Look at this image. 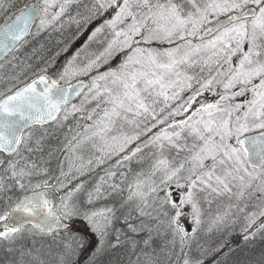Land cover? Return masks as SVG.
<instances>
[{"label":"snow or ice","instance_id":"6c2138e0","mask_svg":"<svg viewBox=\"0 0 264 264\" xmlns=\"http://www.w3.org/2000/svg\"><path fill=\"white\" fill-rule=\"evenodd\" d=\"M73 5L77 11L70 19L77 35L109 10L111 15L62 64L57 58L71 42L36 65L15 55ZM0 13L5 15L0 69L11 66L0 73V244L9 253L19 252L15 264H99L124 233L113 227L119 209L94 205L124 191L126 173H119L117 183L113 169L139 162L145 149L153 157L150 170L128 184L119 208L126 210L128 231L147 232L146 246L153 232L164 231L184 253L182 264H205L216 253L211 264H227L233 250L222 251L223 243L201 247L195 257L184 252L201 225V202L223 196L257 202L260 210L246 216L242 238H264V221L257 224L264 217V0H36L22 6L18 0H0ZM93 42L104 47L93 50ZM117 57L113 66L110 61ZM77 113L92 122L84 138L98 136L104 142L95 166L117 157L88 189L84 182L69 188L72 179L85 175L83 166L76 175L71 165L59 176L50 174L46 134L33 131ZM118 123L138 131L109 139ZM61 189L67 191L57 198ZM134 212L137 219L154 223H131ZM230 216V210L217 215L213 225L235 224ZM189 221L190 230L185 227ZM25 233L51 237L61 249L55 261L43 259L40 248H14ZM171 256L169 250L163 259L150 257L148 264H170Z\"/></svg>","mask_w":264,"mask_h":264},{"label":"rangeland","instance_id":"374dc122","mask_svg":"<svg viewBox=\"0 0 264 264\" xmlns=\"http://www.w3.org/2000/svg\"><path fill=\"white\" fill-rule=\"evenodd\" d=\"M33 1L36 2V0H33ZM85 2H88V0H85ZM76 11H77V6L73 5L64 14V16L61 17L60 20L55 22V25L53 26V28H50L47 31L52 32V33H59L60 31H64L70 28H75L77 25L74 22H72L70 17H74L76 15ZM2 22H5V15L3 13H0V24ZM104 35H107V33H105ZM104 35H102L98 39L103 40ZM37 40H38V36H37ZM103 47H104V44L97 43V42H93V44L91 45V48L93 50H102ZM26 51H19L15 53V55L18 56L20 60L25 61V63H27L26 57L28 55V52ZM17 62L18 61H14V63H17ZM10 71H11V66L8 64H5V67L3 69H0V73H8ZM84 78H87V77H84ZM3 87L4 85L0 84V90H2ZM200 99H203V98H200ZM78 103L79 102H77V104ZM94 106H95L94 104L89 105V108L94 107ZM90 124L91 123H89V120L80 119V114L77 113V114L69 116L67 120L61 121L58 125H56L53 128H50L49 130L36 132L37 134H40L41 132H44L46 134L45 151H44L45 156H47L48 152H51L52 156L56 154L57 152H60L62 154V162H63L62 164L64 165V171H68L69 166L71 165L72 175H76L77 168H80L82 166L85 167L86 169L85 175L88 176L87 180L84 182L86 189L91 188L98 181L100 176L105 175V170L110 168V166L117 159V157L113 156L112 159L106 160L104 164L99 165L98 167L95 166L97 158L102 155L99 149L104 146V142L98 136H94L91 139L84 138L90 135V133L85 132V127ZM133 131H138V129H133L132 126L127 125V124L118 123L117 126L111 132L107 134V136L110 139L112 136H119L121 134H131ZM147 135H151V133H148ZM74 136L76 137L75 140H73ZM141 139L142 140L146 139V136H142ZM69 142H71V145H69ZM140 155L142 156V159L139 162L134 159L126 167H121L119 169H113L117 171L118 173L117 177L115 178L117 183H120L119 173L120 172L126 173V179L123 181V185H122L124 188V191L119 195L114 194L113 196H110L107 200H102V201L97 202V204L94 205V207L110 205V204H107L109 200H112L115 203L119 202L121 199L124 200L127 196L128 184L131 183L134 179H136L139 173L147 174L149 172L153 160L149 164H146V161H150L152 159V155L150 154L148 149H145L144 153ZM89 160L92 161V165H88ZM50 162L51 160H48V166ZM80 178L85 180L84 175L79 176V179ZM141 178H144V177H141ZM75 180L76 179L71 180L69 184V188H71L72 185H74ZM156 180L158 182V177H156ZM50 183L54 185L56 184V180L52 179ZM65 191H67V189H61L59 193L63 195ZM78 197H82L84 199L83 192L79 193ZM174 197H175V193H174ZM245 203H247L246 208L244 207ZM256 205H257L256 201H252V200L237 201L235 198L230 199L227 196L218 197L212 200L211 204L207 203L206 201H202L201 202V208H202L201 225L199 229L197 230L196 237L192 240L190 245L191 246L195 245L198 242L197 239L199 237H202L203 235L207 236L211 234L221 233V232L226 231L230 227V226L228 227L214 226L213 220L215 219L217 215H222L223 213L228 212L230 210V213H231L230 218H235L236 220V218L239 216H243V215L247 216V215H250L252 212L259 211L260 209ZM241 208H244V210L241 211L240 210ZM185 211H187V208L185 209ZM134 214L135 216L137 215V213L135 212ZM136 219L137 218H134V220ZM140 219H137V221H139ZM263 219L264 217H261L258 220H263ZM131 221H133V218ZM148 224H151V223H148ZM185 227L188 228L189 230L191 229L192 224L190 223V221L185 222ZM254 227L251 230H254ZM142 233L143 232H140L137 234V233H132L129 231L127 234H125L126 236L125 240L124 242L121 243V245L125 246V244H127L129 240V237L132 238V240H135L136 237L141 235ZM50 240H51V243H54V244L45 247L43 245H38V243H36L35 241V243L31 244L29 248H33V247L40 248L45 258L53 259L52 253L55 250H52L50 252V248L56 247L57 243L53 241L52 238H50ZM171 241H172V236H171ZM221 243H222L221 241H218L215 243L212 242V244H215V247ZM174 247L180 248L178 243ZM242 247L244 248L245 245ZM0 248H5V246L3 244H0ZM200 248H201V245L198 247V249ZM57 249L59 250L60 248L57 247ZM121 249H122L121 251L123 252L125 248H121ZM167 250L168 252L169 250L173 251L172 245ZM225 250H226V246H224L222 251H225ZM49 252L51 253V255L47 254ZM261 258H262V254L259 252L257 248L253 252H248V253L247 251L241 252L240 250V251H235V252L230 253L229 258L227 260V264H235V262H243V264H259V262L261 261ZM205 262L207 264H211L209 258H207ZM101 264H108L107 258L105 259L102 258Z\"/></svg>","mask_w":264,"mask_h":264},{"label":"bare ground","instance_id":"6f19581e","mask_svg":"<svg viewBox=\"0 0 264 264\" xmlns=\"http://www.w3.org/2000/svg\"><path fill=\"white\" fill-rule=\"evenodd\" d=\"M78 32H71L70 35H68V37H66L65 39L63 38V36L57 35L54 37L53 40L55 41H49V42H45V49L43 50V48L38 47V49H36V51L34 52L33 49H31L30 51H28V56L29 58L31 57V59H36L37 61H35V65L37 63H42L43 61H39L41 60L40 58L45 57V59L48 57L51 53H53V45H60V40H61V46H64V44L66 43H70V46H73L75 49L78 48V40L81 38L80 35H77ZM59 41V43H58ZM51 51V52H50ZM75 51V50H74ZM71 50H68L67 53H62L60 55V57H58L57 59L61 58V57H67L68 55H70ZM30 54V55H29ZM47 58V59H48ZM49 160H51L48 168L50 171V174L52 176L55 175L57 169L59 168V166L63 163L62 162V154L60 152H57L56 154H54ZM153 160V157L152 159ZM150 160V161H151ZM150 161H146V164H149ZM145 168V167H144ZM55 177V176H54ZM122 199L119 202H114L112 200H109V202H107V204H110L112 206H115L117 209H119L117 211V215L119 217V219H117V226H116V230H119L121 232L124 233V235L121 236V242L120 244H118L115 248H107L105 253L99 257V260L102 258H107L108 263L111 262L113 258L117 257V255L115 254V252L118 255H122V257H119L118 259L121 260L119 262V264H148V259L150 257H155V256H159L161 257V259H163L167 253H168V248L171 247L172 243H171V234L161 231L159 233L154 232L152 234V239L149 243V245H145L143 243L144 239L147 237V232L144 231L141 235L137 236L135 240H132V238L129 237V240L127 242V244H125V246L121 245L122 242H124L125 240V234H127L129 231L127 229V225L124 223V219L123 216L126 214V210L125 209H120L119 205L120 203H122ZM127 207V206H126ZM252 208V207H251ZM133 221H130L133 224H139L140 220L137 221L134 220V218L137 217V215L135 216V214L133 213ZM246 216H239L236 218V223L230 225V227L221 233H216V234H211V235H203L202 237H199L197 239V243L193 246H189L186 247L184 252L187 253V255L189 257H195L199 254V249L198 247L201 245V247L204 248H208V249H212L215 247V244H212V242H218L221 241L225 246H226V250H228V248H232V252L235 251H247L248 252H253L256 248L259 250V252L262 254V258H264V238L261 237L260 234H257V236L255 238H253L250 241H244L242 236L243 233L241 231L242 227L246 224ZM143 220H145L146 223H151L153 224V221L150 220L149 218H141ZM260 220H257V224H259ZM254 227V226H253ZM253 229V228H252ZM255 229V227H254ZM164 232V234H163ZM133 241H136L135 244V248H133ZM112 242H115V237L112 236ZM18 245H20V248H29L31 246V242L24 238L21 241H19L17 243ZM54 244V243H52ZM41 245V244H38ZM245 247L243 248L242 246ZM45 246V245H43ZM47 247V246H45ZM57 245L56 247H52L50 248V252L52 250V258H45L44 254H43V259H45L46 261H55L56 259V253H58L61 249H57ZM173 247V251H172V256H171V260H170V264H182L183 258H184V253L180 252V248L177 247ZM19 248V249H20ZM121 248H125L123 250V252H119L118 249L122 250ZM225 250V251H226ZM0 251L5 252L6 254H8L4 249H0ZM13 253V252H12ZM126 253V254H124ZM220 254L216 253L214 256H209V260L210 262H212L214 260V258L218 257ZM6 257L10 258V259H5L4 260V264H15L16 261L19 260V252L14 254H8ZM179 257V260L177 259ZM14 258V259H13ZM261 258V259H262ZM28 257H25V260H28ZM206 261V260H205ZM205 264H207L205 262Z\"/></svg>","mask_w":264,"mask_h":264},{"label":"trees","instance_id":"16d2710c","mask_svg":"<svg viewBox=\"0 0 264 264\" xmlns=\"http://www.w3.org/2000/svg\"><path fill=\"white\" fill-rule=\"evenodd\" d=\"M31 2H33V0H18V4L19 5H24V4H29V3H31ZM110 15H111V10H109V12H106L105 14H104V16L103 17H101L100 19H98V20H94L91 24H89L88 26H87V28L83 31V33L82 34H80V36H81V38L78 40V43H77V45H78V47L86 40V38H87V36L89 35V33H90V31L92 30V28H94L95 26H97L98 24H100L102 21H103V19H105V18H110ZM4 22H2L0 25H2ZM34 31H35V29H34ZM78 32L79 30H78V28H77V26L75 27V28H70V29H67V30H64V31H60L59 33H52V32H49V31H45V32H43V33H41L39 36H38V40H37V36L36 37H34V38H30V43L29 44H27V45H25L24 47H22L21 49H20V51H26V52H28V51H30L31 49H38V47H41V48H43V50L45 49L44 47H45V42H49L50 40L52 41V39H54V37L55 36H57V35H60V36H63V38L65 39L66 37H68V35H70L71 34V32ZM53 41H55V40H53ZM52 41V42H53ZM61 47H63V46H61V40H60V45H53V53H51L50 55H49V57H51V56H53L54 55V53L56 52V51H58ZM68 50H71V53L72 52H74V50H75V48L73 47V46H70L69 47V49ZM51 52V51H50ZM70 53V54H71ZM30 55V54H29ZM48 58V57H47ZM47 58L45 59V57H43V60H47ZM66 58L65 57H61V58H59V59H57V64L59 65V64H62L63 62H64V60H65ZM43 60H39V61H43ZM118 60H119V57H117L116 59H114V60H112V61H110V63L113 65V66H115V64L118 62ZM35 61H37L36 59H31V57L29 58V56L27 55V57H26V62L27 63H32L33 65H35L34 63H35ZM107 67V65H105V68ZM102 71L104 70V69H101ZM30 71L28 72V73H25V76L24 77H22V79H26V78H28L29 76H30ZM4 88V87H3ZM206 96H207V98H208V100L209 101H213V100H215V97H213V96H211V95H209V94H205ZM193 107H195V105L193 106ZM159 127H162V125L161 126H159ZM44 130H49V129H34L33 131H35V132H39V131H44ZM158 130V128H154L152 131L153 132H155V131H157ZM61 168H63V170H64V165L63 164H61L60 166H59V168L57 169V171H56V173H55V175L54 176H59V174H60V170H61ZM53 176V177H54ZM87 178H88V176L87 175H84V179L85 180H83V179H79L78 178V180L76 179L75 180V183L74 184H76L77 182H85L86 180H87ZM154 179H156V178H154ZM81 196V195H80ZM78 199L79 200H83V198L82 197H78ZM119 215V214H118ZM117 215V216H118ZM116 226H117V220L114 222V225H113V227H114V229L116 228ZM78 227H81V230H83V228H82V223L81 224H78ZM89 235H91V234H89ZM24 238H26L27 240H28V242L30 241L31 242V244H33V241H36V243H38V244H41V245H45V246H49V245H52V243H51V240H50V238L51 237H46V236H40V235H37V236H35V237H32V236H29L27 233H25V235L23 236V238H21V239H18L16 242H15V244L13 245V247L14 248H16V249H19L20 248V245H18L17 243L19 242V241H21L22 239H24ZM111 241H112V237H110L109 238ZM0 249H4L5 251H6V248H0ZM119 250V252H122L120 249H118ZM91 251V247H89V248H87L82 254H81V256H80V261H82L87 255H88V253ZM7 252V251H6ZM18 253V251H15V253ZM8 254H14V252L12 253H9V252H7ZM8 254H6L5 252H3V251H0V264H4L3 262H4V260L5 259H10V258H8V257H6ZM115 254L117 255V257H115V258H113V260H112V263L111 262H109L108 264H119V262L121 261V260H119L118 258L119 257H122V255H118L116 252H115ZM14 259V258H13ZM102 263V259H100L99 260V264H101ZM8 264H10V263H8Z\"/></svg>","mask_w":264,"mask_h":264},{"label":"water","instance_id":"95a60500","mask_svg":"<svg viewBox=\"0 0 264 264\" xmlns=\"http://www.w3.org/2000/svg\"><path fill=\"white\" fill-rule=\"evenodd\" d=\"M85 81H87V79H85ZM77 101H79V98H74L73 102L76 103ZM90 123H92V122L90 121ZM54 124H55V122H51V123L45 125L44 127H50V126H53ZM55 196L58 198L59 194L57 192H55Z\"/></svg>","mask_w":264,"mask_h":264}]
</instances>
